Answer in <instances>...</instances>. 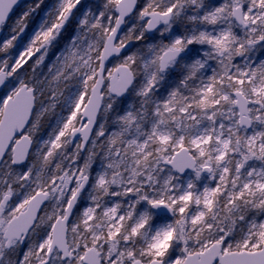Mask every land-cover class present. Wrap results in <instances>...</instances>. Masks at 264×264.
<instances>
[{
  "label": "snow or ice",
  "instance_id": "obj_1",
  "mask_svg": "<svg viewBox=\"0 0 264 264\" xmlns=\"http://www.w3.org/2000/svg\"><path fill=\"white\" fill-rule=\"evenodd\" d=\"M0 264H264V0H0Z\"/></svg>",
  "mask_w": 264,
  "mask_h": 264
},
{
  "label": "rangeland",
  "instance_id": "obj_2",
  "mask_svg": "<svg viewBox=\"0 0 264 264\" xmlns=\"http://www.w3.org/2000/svg\"><path fill=\"white\" fill-rule=\"evenodd\" d=\"M82 2H83V0H82ZM31 31H32V30H31ZM31 31H30V32H31ZM28 39H30V37H28V38L26 39V38H24V37L22 36V38H21L22 43H21V41H17V49H18L19 51H22V50H23V46L27 44ZM17 49H13V54L16 55V56L19 55V51H18Z\"/></svg>",
  "mask_w": 264,
  "mask_h": 264
},
{
  "label": "flooded vegetation",
  "instance_id": "obj_3",
  "mask_svg": "<svg viewBox=\"0 0 264 264\" xmlns=\"http://www.w3.org/2000/svg\"><path fill=\"white\" fill-rule=\"evenodd\" d=\"M24 2L25 3H32V2H34V0H24ZM31 19L32 18H30V20H29L28 29L25 30L26 32H29V33H30L31 30H33V24L31 23Z\"/></svg>",
  "mask_w": 264,
  "mask_h": 264
},
{
  "label": "trees",
  "instance_id": "obj_4",
  "mask_svg": "<svg viewBox=\"0 0 264 264\" xmlns=\"http://www.w3.org/2000/svg\"><path fill=\"white\" fill-rule=\"evenodd\" d=\"M45 126H46V124H45Z\"/></svg>",
  "mask_w": 264,
  "mask_h": 264
}]
</instances>
